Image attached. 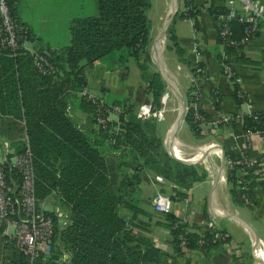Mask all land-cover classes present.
I'll list each match as a JSON object with an SVG mask.
<instances>
[{
    "label": "trees",
    "instance_id": "obj_1",
    "mask_svg": "<svg viewBox=\"0 0 264 264\" xmlns=\"http://www.w3.org/2000/svg\"><path fill=\"white\" fill-rule=\"evenodd\" d=\"M6 1L18 20L14 12L16 0ZM95 1L94 15L78 16L70 21L68 45L56 51L38 50L53 65L50 74L34 69L28 50L20 48L13 52L0 46V84H5V109L0 108V111L24 122L39 203H51L67 215L63 224L54 211L45 210L54 220L51 248L48 254H40L32 261L18 248L15 239L3 232L0 223V264H159L162 250L144 235L148 228L138 219L139 215L147 214L140 204L139 172L159 174L186 189L205 176L199 165L184 164L171 157L156 133L153 120L137 118L132 104L126 109V118L121 115L118 122L110 120L105 130L97 126L85 132L69 115L67 107L74 97L71 92L86 87V68H93L96 61L109 63L112 69L124 67L133 58L157 106L164 86L160 74L149 72L147 67L151 26L146 11L151 0ZM196 12L193 6L188 14ZM212 12L217 14L225 9ZM228 26V37L237 44L224 46L228 54H233L244 46L239 43L240 39L248 35L244 31L245 23L230 20ZM27 32L29 37V29ZM218 37L221 41L219 34ZM21 68H30L33 79L49 87L29 90V75L25 76L27 79L22 78ZM28 91L30 96H37L33 104L25 101ZM236 91L235 99L239 102ZM81 99L95 122V106ZM185 120L194 132L199 131L191 111L185 113ZM243 128L264 129V115L256 112V118L244 116ZM112 155L115 158L110 163L108 157ZM131 160L135 162L132 171L126 166ZM5 167L7 176L16 178L8 162ZM228 179L233 183L237 180L235 170ZM175 191V196L182 195L180 189ZM163 215L174 235L176 251L181 253L177 234L185 230L184 226L172 213ZM175 223L178 226L173 228ZM220 236L218 231L209 230L202 234L185 233L188 249H204L227 240ZM200 238L205 241L201 246L197 243Z\"/></svg>",
    "mask_w": 264,
    "mask_h": 264
},
{
    "label": "crops",
    "instance_id": "obj_2",
    "mask_svg": "<svg viewBox=\"0 0 264 264\" xmlns=\"http://www.w3.org/2000/svg\"><path fill=\"white\" fill-rule=\"evenodd\" d=\"M24 3L31 4L36 10L47 4L66 6V11L52 12L51 15L41 11L40 16L31 19L20 12ZM91 3L89 11L83 13V0H16V17L29 29L26 50L49 52L68 45L70 21L78 16L94 15L96 1L91 0ZM195 5L205 6L206 10L197 9L195 14L189 15L184 0H151L146 11L151 26L147 67L149 72L159 73L164 82L158 104L167 111L163 119L153 120L164 149L184 164L199 165L205 176L181 190L164 178L162 182L156 181L153 172H139L140 204L147 214L139 215L138 219L148 228L144 235L162 250L159 264H264V132L254 135L250 143L240 134L238 125H221L215 131L203 128L194 132L182 110L190 92L198 89L197 104L207 118L219 113L236 115L245 112L246 102L255 112L264 115V11L258 21L257 35L238 51L228 54L218 37L219 19L212 12L225 9V0H195ZM237 6L240 8V2ZM225 60L235 69V80L223 73L221 63ZM108 65L111 64L96 61L93 68H86L84 79L89 90L109 102L125 100L134 108L151 100L147 82L141 78L133 58L124 67L110 69ZM196 67H203L206 74L195 73ZM134 68L139 74L136 86L129 81ZM19 74L24 79L29 75V90L49 87L34 80L30 68H21ZM236 89L244 93L246 102L236 101ZM71 94L74 97L67 107L69 115L85 132L97 128L92 115L84 109L85 103L78 92ZM24 96L30 104L37 99L36 95L30 96V91ZM0 108L5 109V84H0ZM12 118L0 111V160L8 163L28 141L24 122ZM175 147L181 156L174 154ZM239 152L246 153L254 163L249 171H235L237 179L248 181V191L228 179L224 163L225 155L237 156ZM114 158L109 156V162ZM126 166L132 171L135 162L131 160ZM176 188L182 191L181 196H175ZM157 192L171 197L170 213L188 232L202 234L206 222H210L213 230L227 240L208 248L197 247L177 253L174 235L167 227L168 221L152 204ZM40 204L46 211H54L61 223L66 222L65 211L48 202Z\"/></svg>",
    "mask_w": 264,
    "mask_h": 264
},
{
    "label": "built area",
    "instance_id": "obj_3",
    "mask_svg": "<svg viewBox=\"0 0 264 264\" xmlns=\"http://www.w3.org/2000/svg\"><path fill=\"white\" fill-rule=\"evenodd\" d=\"M194 2L185 3V10H191L194 6L198 10H206L205 6H196ZM185 2V1H184ZM225 12L217 13L218 34L223 44L235 45L236 41L229 39L230 20H237L245 23V33L250 37L240 39L239 43L246 44L254 36L252 33L258 31V21L263 15L264 1L263 0H225ZM240 2V8L237 6ZM194 4V5H193ZM252 35V36H251ZM28 32L25 26L21 25L18 20L11 14L9 5L6 0H0V46L2 48L11 49L13 52L25 48V42L28 40ZM31 55V62L34 69L41 74H50L53 72V65L47 56L38 50L29 51ZM223 73L235 80L236 71L228 61L221 63ZM195 73L205 75L203 67H196ZM191 77V76H190ZM194 80V77H191ZM78 94L81 98L89 101L95 106L94 118L95 123L99 128L107 129L110 120L118 122L122 115L126 118V109L130 103L114 104L105 98L92 93L87 87L82 88ZM198 89L190 92L188 101L185 103L184 112L191 111L194 121L200 130L203 128H210V130H217L221 125H238L241 127L240 134L244 136L247 143H250L252 137L264 129L243 128L244 116L249 115L256 118V112L253 106L246 102L244 93L239 89L236 91L237 98L246 105V111L240 112L236 115H229L219 113L212 118L203 116L198 107ZM167 109L163 106H157L152 100L139 104L134 108V114L137 118L143 121L161 120L164 118ZM118 125V123H117ZM236 136V134H234ZM224 163L227 168V174L230 175L233 170L249 171L253 168V162L244 152H239L237 156L225 155ZM5 160H0V223L3 225V232L15 239L18 248L28 256L32 261L40 254H48L51 248V238L54 231V220L52 216L45 213L42 204L39 203L35 192V172L32 160L31 150L26 140L24 149L15 154L12 162L8 163V168L14 170L16 178L7 176L5 171ZM156 181L162 182L163 177L159 174L154 175ZM236 184L242 190L249 189V183L245 178L236 180ZM185 190V188H180ZM152 204L160 213H169L172 210L171 197L162 192H157L153 197ZM178 223L173 225L176 228ZM206 230L214 231L212 224L206 222ZM12 228L13 232H10ZM185 229V228H184ZM185 229L183 232L177 234L178 246L181 250H188L187 239L185 237ZM223 238V236H220ZM199 246L203 245L205 241L198 239ZM239 254V253H237Z\"/></svg>",
    "mask_w": 264,
    "mask_h": 264
},
{
    "label": "rangeland",
    "instance_id": "obj_4",
    "mask_svg": "<svg viewBox=\"0 0 264 264\" xmlns=\"http://www.w3.org/2000/svg\"><path fill=\"white\" fill-rule=\"evenodd\" d=\"M83 2L85 3V7H84V12L83 13H87V11H89V9L92 6L91 0H83ZM46 12L49 15H51L52 12H65L66 11V6H56V5H45L44 7H42L39 10H36V8L32 7L31 4L26 5L25 3L23 5H21L20 7V12L22 13V15H25L27 17H30L31 19H36L37 16H40V12ZM130 83H133L134 86H136L138 84L139 81V74L138 72L132 70L131 74H130V78H129ZM91 91V90H90ZM92 92V91H91ZM93 93V92H92ZM119 98H121V95H119ZM10 232L12 233L13 230L12 228H10Z\"/></svg>",
    "mask_w": 264,
    "mask_h": 264
},
{
    "label": "bare ground",
    "instance_id": "obj_5",
    "mask_svg": "<svg viewBox=\"0 0 264 264\" xmlns=\"http://www.w3.org/2000/svg\"><path fill=\"white\" fill-rule=\"evenodd\" d=\"M175 153H180L177 149H176V147H175V151H174ZM180 154H182V153H180Z\"/></svg>",
    "mask_w": 264,
    "mask_h": 264
},
{
    "label": "water",
    "instance_id": "obj_6",
    "mask_svg": "<svg viewBox=\"0 0 264 264\" xmlns=\"http://www.w3.org/2000/svg\"><path fill=\"white\" fill-rule=\"evenodd\" d=\"M184 106H185V104L182 105V110H183V112H184Z\"/></svg>",
    "mask_w": 264,
    "mask_h": 264
}]
</instances>
